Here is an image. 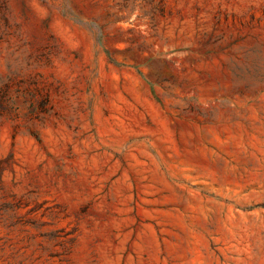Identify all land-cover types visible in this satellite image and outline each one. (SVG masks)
Instances as JSON below:
<instances>
[{
    "label": "rangeland",
    "instance_id": "374dc122",
    "mask_svg": "<svg viewBox=\"0 0 264 264\" xmlns=\"http://www.w3.org/2000/svg\"><path fill=\"white\" fill-rule=\"evenodd\" d=\"M0 264H264V0H0Z\"/></svg>",
    "mask_w": 264,
    "mask_h": 264
}]
</instances>
